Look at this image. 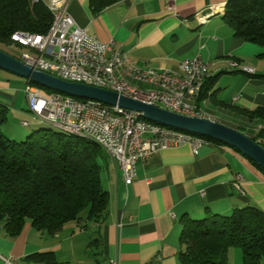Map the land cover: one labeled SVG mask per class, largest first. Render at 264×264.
Masks as SVG:
<instances>
[{"label": "crops", "instance_id": "0c3cea01", "mask_svg": "<svg viewBox=\"0 0 264 264\" xmlns=\"http://www.w3.org/2000/svg\"><path fill=\"white\" fill-rule=\"evenodd\" d=\"M225 1L118 0L93 14L88 0H68L66 10L78 26L120 47L138 67L176 70L198 56L209 64L213 83L197 106L213 118L236 119L241 115L235 108L264 106V46L234 36L222 19ZM231 61L249 71L231 68ZM2 71L0 103L8 108L4 134L25 135L23 120L34 129L50 124L32 118L28 107L21 109L26 80L22 88ZM100 180L108 192L104 220L70 221L53 235L25 221L14 237L0 232V264H6L2 258L49 264L29 258L42 252H52L54 264H178L183 220L228 215L245 206L264 212V171L236 149L212 141L196 153L185 143L138 161L127 185L105 154ZM237 180L242 192L233 187Z\"/></svg>", "mask_w": 264, "mask_h": 264}, {"label": "trees", "instance_id": "16d2710c", "mask_svg": "<svg viewBox=\"0 0 264 264\" xmlns=\"http://www.w3.org/2000/svg\"><path fill=\"white\" fill-rule=\"evenodd\" d=\"M117 1L88 0V5L97 14ZM222 19L234 36L264 46V0H226ZM51 21L52 14L43 1L0 0V50L11 43L12 32L45 34ZM212 79L204 80L197 101L210 89ZM29 84L45 93L54 92ZM235 110L260 125L247 136L264 147V106ZM7 111V106L0 103V232L14 237L28 221L35 230L53 235L70 221L104 220L108 192L100 180V159L106 154L103 149L94 142L46 127L32 130L23 140L10 139L1 129ZM232 246L240 248L242 264H264L261 209L245 206L228 215L213 213L183 220L178 264H228L227 252ZM29 258L55 263L52 252L34 253Z\"/></svg>", "mask_w": 264, "mask_h": 264}, {"label": "built area", "instance_id": "2783aa9c", "mask_svg": "<svg viewBox=\"0 0 264 264\" xmlns=\"http://www.w3.org/2000/svg\"><path fill=\"white\" fill-rule=\"evenodd\" d=\"M30 1L34 3L42 0ZM67 2L68 0H50L47 4L52 21L45 34L25 31L10 34V40H23L32 49L43 51V56L53 57V64H42V58L39 62H30L28 58L18 55L24 64L34 65L39 71L67 81L112 90L178 114L206 118L196 100L209 75L208 63L196 56L180 62L176 70L138 67L120 47L112 42H101L78 26L66 10ZM168 2L172 3L173 0ZM114 65L127 69V74H133L134 79H151V82L168 84L169 93L130 88L123 82V77L115 76ZM56 68H65V75H56ZM231 68L236 69L237 64ZM244 71L249 69L244 67ZM87 75L99 77V84L87 82ZM23 90L32 118L99 137L107 155L120 168L126 185L131 183L138 161H144L160 150L185 143L190 144L196 153L198 146L208 143V140L189 133L171 134V130H162L159 124L134 125V117L140 116L137 111L123 108V116H112L109 114V107H105V103L100 101L75 98L58 92L45 93L32 84H25ZM21 124L28 126L29 121L23 120ZM233 187L242 192L238 180L233 183ZM2 259L6 264H14L8 258ZM110 264L116 262L110 261Z\"/></svg>", "mask_w": 264, "mask_h": 264}, {"label": "water", "instance_id": "95a60500", "mask_svg": "<svg viewBox=\"0 0 264 264\" xmlns=\"http://www.w3.org/2000/svg\"><path fill=\"white\" fill-rule=\"evenodd\" d=\"M0 69L18 75L26 82L30 81L63 95L117 105L137 111L142 118L161 126L219 141L236 149L264 170V147L245 134L222 123L178 114L112 90L58 78L33 69L4 50H0Z\"/></svg>", "mask_w": 264, "mask_h": 264}, {"label": "bare ground", "instance_id": "6f19581e", "mask_svg": "<svg viewBox=\"0 0 264 264\" xmlns=\"http://www.w3.org/2000/svg\"><path fill=\"white\" fill-rule=\"evenodd\" d=\"M201 19H203V17H201ZM11 42L16 46L18 55L28 58V61L39 62L40 58H42V64H53V57L43 56V51H37L36 49H32V46L27 45L25 41L11 40ZM236 64L237 63L235 61L229 62L230 67ZM28 66L32 67L35 70H38V68L34 65ZM208 68L209 64H207V72H209ZM237 68L244 71V66L241 67L237 64ZM114 74L115 76L123 77V82L125 83V85L130 86V88L152 89L155 93H169L168 84L163 82H151V79H134V75L127 74V69H122L121 65H114ZM56 75H65V68H56ZM87 82H90V84H99V77H94V75H87ZM105 107H109V114H112V116H123V108L117 105L108 104H105ZM201 113H203L206 118H211L202 109ZM209 120H212L214 122V119ZM156 124L157 123L143 119L141 116L134 117V125L155 126ZM54 126L58 127L61 131L67 134L78 136L84 140L94 142L105 151V146L102 143L101 139L93 134L83 133L81 130H69L67 128H60L58 125ZM162 130H171V134L185 135V132L174 130L165 126H162Z\"/></svg>", "mask_w": 264, "mask_h": 264}, {"label": "rangeland", "instance_id": "374dc122", "mask_svg": "<svg viewBox=\"0 0 264 264\" xmlns=\"http://www.w3.org/2000/svg\"><path fill=\"white\" fill-rule=\"evenodd\" d=\"M4 51H6L7 53L11 54L12 56L18 58V52H17V48L14 44H12V42L10 44H8ZM19 59V58H18ZM20 60V59H19ZM4 72V74H7L8 76L11 77L12 81H14V84H16L17 82L20 83L19 86L23 88V83L25 81L24 78L18 76V75H15V74H12L10 72H7V71H2ZM17 81V82H16ZM26 84H29V82H26ZM18 85V84H17ZM24 89V88H23ZM21 106V109H24L26 110V107H27V102L26 100L22 101V103L20 104ZM201 109L204 110L203 106L201 107ZM205 113H207L212 119H214V121L216 122H219V123H222L224 125H227L229 127H232V128H238L240 130H242L243 134H245L246 136L247 135H252V132H256L259 128L260 125H255L253 124L252 122H249V120H247L246 118H244L243 116H239V118H218V117H215L213 118L208 112H206L204 110ZM144 119V118H143ZM146 120V119H145ZM6 123V122H5ZM4 123V124H5ZM3 124V125H4ZM1 127V129L5 126ZM22 128H25L26 130V134L23 135L22 137H9L7 136L8 138L10 139H15V140H23L25 139V137L27 135L30 134V132L34 129L33 127L31 126H28V127H23L21 126ZM42 127H46V128H51L52 130H60L58 127L54 126V125H51V124H47L46 126H42ZM256 128V129H255ZM3 131V130H2ZM65 133V132H64ZM186 133V132H185ZM248 136V137H249ZM255 142H258L259 143V140H256ZM104 151V150H103ZM105 152V151H104ZM198 219H201V218H198ZM241 251H240V248L239 247H236V246H232L228 249V252H227V260H228V264H242V257H241Z\"/></svg>", "mask_w": 264, "mask_h": 264}]
</instances>
